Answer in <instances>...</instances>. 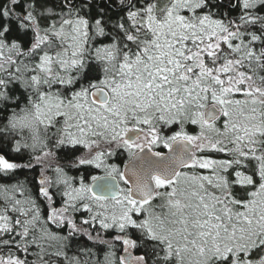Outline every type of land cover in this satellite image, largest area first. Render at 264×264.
Wrapping results in <instances>:
<instances>
[{
  "label": "snow or ice",
  "instance_id": "snow-or-ice-1",
  "mask_svg": "<svg viewBox=\"0 0 264 264\" xmlns=\"http://www.w3.org/2000/svg\"><path fill=\"white\" fill-rule=\"evenodd\" d=\"M0 264H264V0H0Z\"/></svg>",
  "mask_w": 264,
  "mask_h": 264
}]
</instances>
